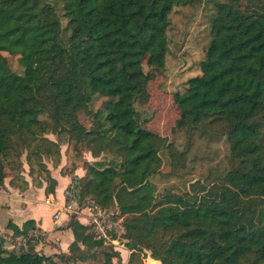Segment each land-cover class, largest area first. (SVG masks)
Returning a JSON list of instances; mask_svg holds the SVG:
<instances>
[{
    "label": "trees",
    "instance_id": "obj_1",
    "mask_svg": "<svg viewBox=\"0 0 264 264\" xmlns=\"http://www.w3.org/2000/svg\"><path fill=\"white\" fill-rule=\"evenodd\" d=\"M203 3L0 0V187L9 179L21 193L34 184L55 194L45 160L59 164L66 141L78 159L92 154L86 175L72 178L77 200L122 221L134 251L128 264H143L145 255L153 264H264V0L215 4L201 75L188 80L183 95L191 135L220 128L228 168L185 192H160L153 182L185 173L192 145L179 148L145 128L136 104L165 71L174 9ZM5 54L18 59L22 73ZM81 113L92 117L90 128ZM24 164L33 184L22 176ZM7 228L14 239L37 230L33 220ZM68 228L74 240L67 253L29 254L42 241L24 244L29 253L0 246V264H86L100 256L103 264H122L92 225L72 217Z\"/></svg>",
    "mask_w": 264,
    "mask_h": 264
},
{
    "label": "rangeland",
    "instance_id": "obj_2",
    "mask_svg": "<svg viewBox=\"0 0 264 264\" xmlns=\"http://www.w3.org/2000/svg\"><path fill=\"white\" fill-rule=\"evenodd\" d=\"M222 1L224 0H204L202 5L196 7L183 6L174 9L171 14L172 23L168 33L169 55L167 56L165 71L148 85L147 97L141 98L136 104V109L142 117L145 128L162 137L169 138L179 148L185 147L188 143L192 145L185 173L173 176L165 174L153 180L160 192L164 189L185 192L189 189L190 184L202 179V177L228 168L229 144L226 138L220 135V128L207 129V134L204 136L198 132L191 135L186 116L187 107L183 100L188 80L201 75L200 63L205 59L210 42V19L215 13V4ZM5 56L9 59L10 67L16 73H22L18 59L7 54ZM102 102L103 99H96L91 109L96 111L101 107ZM79 118L87 128L91 127L92 117L90 115L81 113ZM49 138L56 140L53 135H50ZM87 161H94L90 152L83 151L82 156L78 159L73 144L63 141L61 162L58 164L55 160L47 159L45 163L51 173L52 170L63 167L62 171L72 174L74 166L77 170L82 169ZM165 163H169L167 158ZM169 171L170 167L167 164L165 172ZM28 173L29 167L24 164L22 176L33 184ZM85 206L87 205L85 204ZM110 213L113 212L110 211ZM124 235L125 228L124 232L113 236L119 245H114L111 242L109 244H112L114 250L120 253L122 264H128L134 251L128 246L129 242L124 240ZM53 239L54 237H51L47 244H51ZM41 241L38 247L46 248L48 246L46 239L43 237ZM8 244L10 245V242ZM38 247L37 250L44 252L42 248ZM105 247L110 248L109 246ZM48 251L49 249L46 250L47 254ZM142 257L143 264H153L150 261H155L148 255ZM56 263L61 264L58 259ZM103 263L104 258L100 256L96 261H89L86 264ZM114 264H117V259L114 260Z\"/></svg>",
    "mask_w": 264,
    "mask_h": 264
},
{
    "label": "crops",
    "instance_id": "obj_3",
    "mask_svg": "<svg viewBox=\"0 0 264 264\" xmlns=\"http://www.w3.org/2000/svg\"><path fill=\"white\" fill-rule=\"evenodd\" d=\"M62 169L63 167L52 170V177L57 182L55 194L46 195L45 188L37 189L32 186L21 193L13 189L9 182L0 187V233L8 248L14 247L8 244L7 238L13 236L12 231L7 228L9 223L13 222L21 228L27 221L33 220L37 230L44 235L46 245H48L47 242L50 241V238L54 237L51 244L46 248L38 247L44 250L45 255L47 249H49V256L68 252V248L74 240L73 232L68 228L72 217L62 214L59 220H56L55 214L64 205L65 191L71 185L72 178H83L86 171L83 167L75 173L67 174ZM48 199H54V203L47 204L46 200ZM79 221L83 225H88L86 217L79 218Z\"/></svg>",
    "mask_w": 264,
    "mask_h": 264
},
{
    "label": "built area",
    "instance_id": "obj_4",
    "mask_svg": "<svg viewBox=\"0 0 264 264\" xmlns=\"http://www.w3.org/2000/svg\"><path fill=\"white\" fill-rule=\"evenodd\" d=\"M75 185L76 183H71L65 191L64 205L55 214V219L59 220L62 214L70 217H77L78 219L86 217L88 225L93 226L98 240L119 245L117 239H114L113 236L124 232L121 221L112 218L113 213H110L109 210L105 209L98 203H94L91 206H85L84 204L79 203L76 196ZM46 203L52 204L54 203V199H48L46 200ZM43 237L44 235L40 231L34 230L28 237H19L14 239L10 236L7 239L8 242L14 246L17 243L26 244L27 242H40Z\"/></svg>",
    "mask_w": 264,
    "mask_h": 264
},
{
    "label": "water",
    "instance_id": "obj_5",
    "mask_svg": "<svg viewBox=\"0 0 264 264\" xmlns=\"http://www.w3.org/2000/svg\"><path fill=\"white\" fill-rule=\"evenodd\" d=\"M0 246L3 250H5L6 252H13V251H18L20 249H22L24 252L26 253H29L28 250H27V247L26 245L24 244H18L14 247H11V248H8L5 244H3L2 242V238H1V233H0ZM29 254H37V255H41V256H44V254L41 252V251H36L35 253H29Z\"/></svg>",
    "mask_w": 264,
    "mask_h": 264
}]
</instances>
